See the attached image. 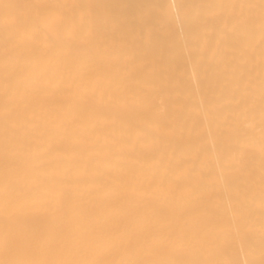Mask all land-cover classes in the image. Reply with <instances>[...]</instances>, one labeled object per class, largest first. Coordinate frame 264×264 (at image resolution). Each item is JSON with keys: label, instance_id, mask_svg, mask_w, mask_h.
<instances>
[{"label": "bare ground", "instance_id": "1", "mask_svg": "<svg viewBox=\"0 0 264 264\" xmlns=\"http://www.w3.org/2000/svg\"><path fill=\"white\" fill-rule=\"evenodd\" d=\"M16 260L261 264V0H0Z\"/></svg>", "mask_w": 264, "mask_h": 264}, {"label": "snow or ice", "instance_id": "2", "mask_svg": "<svg viewBox=\"0 0 264 264\" xmlns=\"http://www.w3.org/2000/svg\"><path fill=\"white\" fill-rule=\"evenodd\" d=\"M261 7L264 8V0H261ZM23 242L25 243H32L38 244L42 242L47 243H61L60 240H45L42 237H37L33 235L31 239H25ZM0 264H54V262H46V261H36V260H16V261H7V262H0ZM120 264H153V262H140V261H121ZM174 264H189V262H174ZM195 264V262H192ZM261 264H264V260L261 261Z\"/></svg>", "mask_w": 264, "mask_h": 264}]
</instances>
